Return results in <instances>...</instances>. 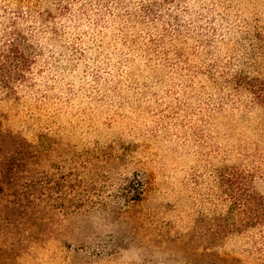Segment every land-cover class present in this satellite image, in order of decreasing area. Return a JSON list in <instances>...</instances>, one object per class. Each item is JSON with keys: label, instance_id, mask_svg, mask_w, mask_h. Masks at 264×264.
<instances>
[{"label": "rangeland", "instance_id": "1", "mask_svg": "<svg viewBox=\"0 0 264 264\" xmlns=\"http://www.w3.org/2000/svg\"><path fill=\"white\" fill-rule=\"evenodd\" d=\"M0 264H264V0H0Z\"/></svg>", "mask_w": 264, "mask_h": 264}, {"label": "trees", "instance_id": "2", "mask_svg": "<svg viewBox=\"0 0 264 264\" xmlns=\"http://www.w3.org/2000/svg\"><path fill=\"white\" fill-rule=\"evenodd\" d=\"M12 47L13 46H11V48H9V50H7V53L8 54H10V53H12L13 51V49H12ZM9 60H12V58H10V55H7L6 57H5V59H4V62H7V61H9Z\"/></svg>", "mask_w": 264, "mask_h": 264}]
</instances>
